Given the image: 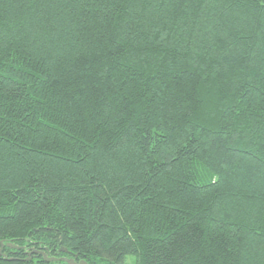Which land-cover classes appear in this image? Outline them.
I'll return each mask as SVG.
<instances>
[{
  "label": "trees",
  "instance_id": "1",
  "mask_svg": "<svg viewBox=\"0 0 264 264\" xmlns=\"http://www.w3.org/2000/svg\"><path fill=\"white\" fill-rule=\"evenodd\" d=\"M0 241L264 264V0H0Z\"/></svg>",
  "mask_w": 264,
  "mask_h": 264
},
{
  "label": "water",
  "instance_id": "2",
  "mask_svg": "<svg viewBox=\"0 0 264 264\" xmlns=\"http://www.w3.org/2000/svg\"><path fill=\"white\" fill-rule=\"evenodd\" d=\"M5 246L8 249L11 250H15V251H23L24 247L21 246H15L12 245L10 243L5 244ZM4 247V243L2 241H0V257H2L5 260L8 261H14L13 259H6V256L4 254L1 253L2 248ZM29 251V252H28ZM25 253L27 254L26 259H24L23 261L25 262H29L32 259V256L34 257H41V260L44 263H64V264H87L85 261L81 260L76 262V256L74 257H58L59 254H66L67 250L65 248H60L57 252H56V256H49V251L47 248H45L44 250H35V249H29L27 251H25Z\"/></svg>",
  "mask_w": 264,
  "mask_h": 264
},
{
  "label": "rangeland",
  "instance_id": "3",
  "mask_svg": "<svg viewBox=\"0 0 264 264\" xmlns=\"http://www.w3.org/2000/svg\"><path fill=\"white\" fill-rule=\"evenodd\" d=\"M31 249H34V248H31ZM27 250H29V249H23V253H22V255L20 254V257L21 256H24V258H22V259H26V257H27V254L25 253V251H27ZM11 251H15V250H11ZM22 251V250H21ZM15 252H18L19 253V251H15ZM29 252V251H28ZM1 253H2V251H1ZM18 256V255H17ZM33 257V256H32ZM32 260V262L31 261H29V262H31L30 264H37L36 262H35V259H31ZM29 262H26V263H29ZM45 264H48V263H45ZM49 264H62V263H49ZM126 264H133V261H132V259H130V258H128L127 259V261H126Z\"/></svg>",
  "mask_w": 264,
  "mask_h": 264
},
{
  "label": "flooded vegetation",
  "instance_id": "4",
  "mask_svg": "<svg viewBox=\"0 0 264 264\" xmlns=\"http://www.w3.org/2000/svg\"><path fill=\"white\" fill-rule=\"evenodd\" d=\"M11 253L14 254L13 257L16 258V259H21L22 258V257H20V253H18V252L12 251Z\"/></svg>",
  "mask_w": 264,
  "mask_h": 264
}]
</instances>
